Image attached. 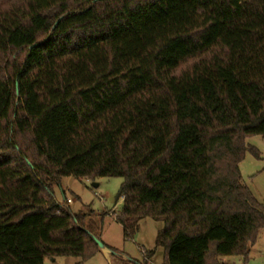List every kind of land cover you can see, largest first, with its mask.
Masks as SVG:
<instances>
[{
    "label": "trees",
    "instance_id": "obj_1",
    "mask_svg": "<svg viewBox=\"0 0 264 264\" xmlns=\"http://www.w3.org/2000/svg\"><path fill=\"white\" fill-rule=\"evenodd\" d=\"M251 135L264 0H0V264L102 251L54 196L67 176L123 178L116 220L125 239L162 221V264L247 260L264 228Z\"/></svg>",
    "mask_w": 264,
    "mask_h": 264
},
{
    "label": "rangeland",
    "instance_id": "obj_2",
    "mask_svg": "<svg viewBox=\"0 0 264 264\" xmlns=\"http://www.w3.org/2000/svg\"><path fill=\"white\" fill-rule=\"evenodd\" d=\"M245 143L249 149L240 164L242 178L255 196L264 203V136H248ZM252 148L258 155L254 154ZM122 182L121 177H101L93 180L67 176L54 189L58 202L64 203L67 199H72L68 204L71 211L85 214L87 223L94 221L99 239L105 245L119 250V253L114 254L110 249L104 248L106 251L102 249L87 260L80 257H56L53 260L54 258L48 257L45 264H144L145 256L148 264H162V248L156 249L151 256L154 259L148 257V252L156 248L157 235L164 227L162 221L146 217L140 221L139 229L125 239L124 228L116 220L124 202L119 196ZM120 256H125L128 260ZM214 264H264V228L260 231L257 242L251 246L247 260L240 255L221 256Z\"/></svg>",
    "mask_w": 264,
    "mask_h": 264
},
{
    "label": "water",
    "instance_id": "obj_3",
    "mask_svg": "<svg viewBox=\"0 0 264 264\" xmlns=\"http://www.w3.org/2000/svg\"><path fill=\"white\" fill-rule=\"evenodd\" d=\"M94 185H95V186H98L99 184H94ZM95 240H96V242L99 244V246H100L102 249L106 248V247H105V244H104L99 238L95 237Z\"/></svg>",
    "mask_w": 264,
    "mask_h": 264
},
{
    "label": "built area",
    "instance_id": "obj_4",
    "mask_svg": "<svg viewBox=\"0 0 264 264\" xmlns=\"http://www.w3.org/2000/svg\"><path fill=\"white\" fill-rule=\"evenodd\" d=\"M66 202H67L68 204H70V203L72 202V199L69 198V199L66 200Z\"/></svg>",
    "mask_w": 264,
    "mask_h": 264
},
{
    "label": "crops",
    "instance_id": "obj_5",
    "mask_svg": "<svg viewBox=\"0 0 264 264\" xmlns=\"http://www.w3.org/2000/svg\"><path fill=\"white\" fill-rule=\"evenodd\" d=\"M104 250V249H103ZM104 251H106V250H104ZM152 259H154V257H152ZM53 260H55V258L53 259ZM151 262V261H150Z\"/></svg>",
    "mask_w": 264,
    "mask_h": 264
}]
</instances>
